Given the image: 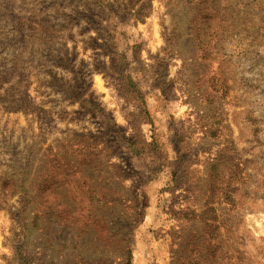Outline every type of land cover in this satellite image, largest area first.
I'll return each mask as SVG.
<instances>
[{
  "label": "rangeland",
  "instance_id": "1",
  "mask_svg": "<svg viewBox=\"0 0 264 264\" xmlns=\"http://www.w3.org/2000/svg\"><path fill=\"white\" fill-rule=\"evenodd\" d=\"M129 250L264 264V0H0V264Z\"/></svg>",
  "mask_w": 264,
  "mask_h": 264
},
{
  "label": "trees",
  "instance_id": "2",
  "mask_svg": "<svg viewBox=\"0 0 264 264\" xmlns=\"http://www.w3.org/2000/svg\"><path fill=\"white\" fill-rule=\"evenodd\" d=\"M132 83V82H131ZM130 85H133L134 86V84L132 83V84H130ZM138 97H139V99H142V96L140 95V93H138ZM143 113H144V115H148L147 113H146V110H143ZM141 116H142V113H141ZM115 128V130H116V128H117V126H115L114 127ZM116 133H118V132H116ZM114 139V141L115 142H113V144H118V145H122L123 146V148L124 149H126L127 150V152H129L130 154H135V155H141L140 154V151L139 150H137L135 147H136V145H134L129 139H127L126 137H124V136H117V137H115V138H113ZM217 163V162H216ZM213 165V164H212ZM217 166V164H215L214 163V167H216ZM69 187H71V183L69 184ZM94 225V223H90V222H88V223H86V226H93ZM122 264H133V254H132V252H131V250H129V252H128V256H127V259L124 261V263H122Z\"/></svg>",
  "mask_w": 264,
  "mask_h": 264
}]
</instances>
